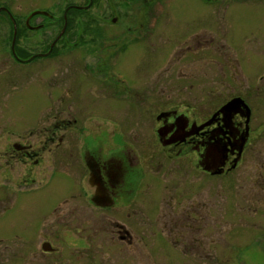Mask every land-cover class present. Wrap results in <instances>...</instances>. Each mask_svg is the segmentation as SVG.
Listing matches in <instances>:
<instances>
[{
    "label": "flooded vegetation",
    "instance_id": "obj_1",
    "mask_svg": "<svg viewBox=\"0 0 264 264\" xmlns=\"http://www.w3.org/2000/svg\"><path fill=\"white\" fill-rule=\"evenodd\" d=\"M199 1L0 0V53H8L0 59L3 84H12L16 75L8 74L14 64L54 58L64 75L61 81L71 75L95 88L84 94L81 87L73 90L63 82L54 105L43 107L33 123L17 131L10 118V95L0 96V179L18 181L17 186L30 180L24 182L30 191L40 189L41 184L32 186L40 181L71 173L77 185L72 199L55 209L40 250L63 258L45 262L66 260L54 245L58 234L89 227L110 237L107 242L115 243L111 246L122 256L142 260L146 222L151 223L155 248V238H160V250L206 259L205 194L192 189L191 173L194 180L228 175L247 156L252 167L250 219L264 215V163L255 157L260 148L254 136L257 105L264 106V73L258 75L255 61L249 60L250 75L245 76L237 59L243 32L235 31L233 23L241 13L227 18L217 11L209 17L200 4L206 9L217 1ZM229 79L233 87L225 83ZM225 84L226 99L221 100ZM85 96L88 109L80 106ZM235 99L244 103L225 107ZM85 110L123 115V126L96 118L86 125L79 117ZM145 116L152 124L149 131L140 125ZM147 172L162 180L154 220L143 210L141 191L150 187ZM193 190L198 202L191 199ZM139 195L140 202L134 203Z\"/></svg>",
    "mask_w": 264,
    "mask_h": 264
},
{
    "label": "rangeland",
    "instance_id": "obj_2",
    "mask_svg": "<svg viewBox=\"0 0 264 264\" xmlns=\"http://www.w3.org/2000/svg\"><path fill=\"white\" fill-rule=\"evenodd\" d=\"M216 1L218 3L213 1L206 4V9L205 5L199 4L202 10L208 13L209 17H215L217 11L227 18H231L235 12L241 13V16L237 17V23H233L235 31L241 29L244 33L241 34L243 38L240 40L242 46L236 48L237 59L243 65L242 71L245 76L250 75V69H247V66L250 65L249 60L255 61L257 66L255 70H258V75L263 74L264 56L259 54L264 53V0ZM192 11L195 10L192 9ZM5 38L7 39L6 42L9 43L10 37L6 36ZM7 56L8 53H0V59H6ZM72 59L76 58H69V60ZM46 60L44 62L37 60L35 63L26 65L14 64L15 67L10 69L8 75L12 76L14 74L16 76L13 80L11 78L12 84L10 85L3 84V79L0 78V96L2 95L1 98H5L8 97V94L10 95V103L13 108L10 112V118L13 120L16 131L33 123L30 121L34 120L33 117L43 107L54 105L57 93L64 88L65 83L63 82L72 84L73 90L81 87L84 94L93 92L95 89H91L89 83L75 81L71 75L67 77L68 79L61 81L60 79L64 75L57 70L56 59ZM30 61H33V58L24 63ZM66 65L71 71L75 70V63L69 62ZM225 83L233 87L230 79L226 80ZM226 84L224 85L226 91L223 92L222 96L219 93V96H221L219 99H226L224 94L227 92ZM34 88H36V93L30 94ZM243 90L244 93L247 92L246 84L243 85ZM209 92L208 96L210 95ZM83 98L84 100L81 99L82 105L80 106L88 109L90 107V102L87 103L89 97L85 96ZM212 98L211 101L213 102L217 100L214 96ZM257 106L254 136L256 148H260V151L258 150L255 153V157L258 162L260 161L263 164L264 106L260 103ZM98 113L97 111L90 114L85 110L80 113L79 117L86 125L93 118H96L100 123L106 122L111 125L121 124L123 126L120 121L123 115H117V113L111 115L103 111L100 114ZM146 118L147 116L142 119L143 123H140V125L144 130L149 131L152 129V124L145 120ZM135 122V118L133 121H127V129L131 128ZM1 135H3L2 132H0V137H2ZM250 165L251 161L249 162L247 156L241 166L228 175L218 177L208 175L205 179L199 180V178H196L194 180V174L191 173L192 189L197 188L198 191L205 194L209 247L206 259L184 258L181 254L178 257L173 254L174 251L170 248L160 250L162 246L160 238H155V248L153 246L151 223L148 222L143 226L145 236H147L143 244L146 253L143 259L139 261L119 254V251L115 250L117 247L111 246L115 243L107 242L110 237L103 231L95 234L91 227L85 228L86 224L83 225L85 229L82 233H77L73 229L61 232L57 235L58 240L54 241V245L63 253L62 255L66 259L64 264H264V215L261 212L263 210L260 211L261 213L258 216L255 215V217L257 216L255 220L250 219L253 213L248 210V206L250 207L248 205L250 204V171L252 170ZM147 174L150 187L146 188L144 185V189L141 191V194L144 193L143 210L149 215L150 220H154L158 210H155V208L161 206L162 197L158 194L161 191L162 183L160 181L162 180L159 177V181H155L156 172H147ZM24 182L30 183V180L28 182L22 180L20 183L23 185L17 186L18 181L0 179V264H49V262H45L49 257H56L55 260L63 257L60 254H55L56 256L54 254H42L40 251L42 240L47 237L46 233L50 231L49 225L55 220L53 217L55 209L66 200H71L72 195L75 194L77 186L75 178L71 173L69 176L62 178L57 177L52 180L47 178L44 182L40 181L36 185L31 184L32 186L41 184V188H33L30 191H28L29 186ZM19 187H21L20 190H18ZM195 191H191L193 194L191 199L198 202L199 195ZM139 198L140 195L134 203L140 200ZM253 221L257 224L255 228L249 224ZM167 251L171 254L166 253Z\"/></svg>",
    "mask_w": 264,
    "mask_h": 264
},
{
    "label": "water",
    "instance_id": "obj_3",
    "mask_svg": "<svg viewBox=\"0 0 264 264\" xmlns=\"http://www.w3.org/2000/svg\"><path fill=\"white\" fill-rule=\"evenodd\" d=\"M235 102H240V103H244V101L242 99H236V100H233L231 101L229 104H227L225 107L227 108H231V107H234L236 106ZM243 146L244 144L241 146V148L239 149L240 150V153L243 151ZM220 173V172H219Z\"/></svg>",
    "mask_w": 264,
    "mask_h": 264
},
{
    "label": "bare ground",
    "instance_id": "obj_4",
    "mask_svg": "<svg viewBox=\"0 0 264 264\" xmlns=\"http://www.w3.org/2000/svg\"><path fill=\"white\" fill-rule=\"evenodd\" d=\"M236 100V99H235ZM235 104L238 106L240 103H238V102H235Z\"/></svg>",
    "mask_w": 264,
    "mask_h": 264
}]
</instances>
